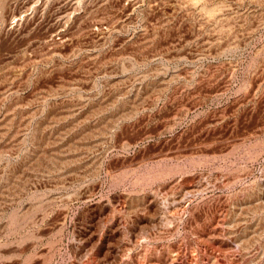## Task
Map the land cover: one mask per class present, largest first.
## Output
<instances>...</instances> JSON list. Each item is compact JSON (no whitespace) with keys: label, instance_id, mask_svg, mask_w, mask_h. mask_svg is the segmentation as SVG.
<instances>
[{"label":"rangeland","instance_id":"obj_1","mask_svg":"<svg viewBox=\"0 0 264 264\" xmlns=\"http://www.w3.org/2000/svg\"><path fill=\"white\" fill-rule=\"evenodd\" d=\"M0 264H264V0H0Z\"/></svg>","mask_w":264,"mask_h":264},{"label":"bare ground","instance_id":"obj_2","mask_svg":"<svg viewBox=\"0 0 264 264\" xmlns=\"http://www.w3.org/2000/svg\"><path fill=\"white\" fill-rule=\"evenodd\" d=\"M126 144H124V146H125Z\"/></svg>","mask_w":264,"mask_h":264}]
</instances>
